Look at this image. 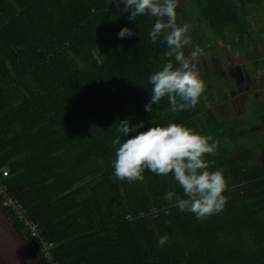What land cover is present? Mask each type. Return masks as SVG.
I'll list each match as a JSON object with an SVG mask.
<instances>
[{
	"label": "trees",
	"instance_id": "obj_1",
	"mask_svg": "<svg viewBox=\"0 0 264 264\" xmlns=\"http://www.w3.org/2000/svg\"><path fill=\"white\" fill-rule=\"evenodd\" d=\"M186 1L198 8V24L229 49L247 52L261 41L244 14H264V0ZM130 15L114 0H0V171L7 172L0 184L52 244L58 264H264L261 125L216 112L229 99L218 65L201 75L219 87L217 100L207 92L194 108L172 113L163 97L146 111L149 77L169 49L162 35L156 43L149 38L155 17ZM124 27L134 35L120 38ZM189 36L202 54L208 49L196 29ZM124 119L143 122L141 131L177 123L212 136L215 154L205 159L226 180L223 210L204 220L181 212L176 202L187 197L171 173L145 170L143 181L131 183L115 178L112 140L136 134L117 132ZM0 208L21 234L13 211L1 201ZM24 241L46 264L34 241Z\"/></svg>",
	"mask_w": 264,
	"mask_h": 264
},
{
	"label": "clouds",
	"instance_id": "obj_2",
	"mask_svg": "<svg viewBox=\"0 0 264 264\" xmlns=\"http://www.w3.org/2000/svg\"><path fill=\"white\" fill-rule=\"evenodd\" d=\"M123 10L130 11L129 19L136 21L141 15L151 14L155 23L149 33L152 43L163 36L168 51L164 53L167 61L161 70L149 77L152 86L150 102L145 110L150 112L153 105L167 97L172 113L194 108L204 91V82L194 61L202 54L199 45L194 46L186 55L185 47L191 44L190 26L177 24L178 0H114ZM133 31L124 27L118 33L120 38L132 37ZM173 58L175 65L173 63ZM143 122L133 126L128 119L118 122L117 132L131 138L121 142L120 136L113 138L117 145L116 158L113 162L115 178L128 182L143 181L148 170L155 175L167 176L171 173L183 189L186 199L177 200L181 212L194 213L196 218L204 220L208 216L223 210L228 197L226 180L221 170L210 171V162L206 155H214L217 144L212 136H203L191 128L177 123L167 126H152L146 131ZM211 142V143H210ZM173 192H168L165 199L171 201ZM169 237H160L158 246L163 247Z\"/></svg>",
	"mask_w": 264,
	"mask_h": 264
},
{
	"label": "rangeland",
	"instance_id": "obj_3",
	"mask_svg": "<svg viewBox=\"0 0 264 264\" xmlns=\"http://www.w3.org/2000/svg\"><path fill=\"white\" fill-rule=\"evenodd\" d=\"M186 2V0H178L177 24L182 26L187 23L190 26L189 31L196 29L198 33L204 35L208 42V49L194 61L197 69L202 75L206 72L207 67L214 68L215 65H218L216 73L229 96L227 101L218 104L215 108L216 112L221 118L243 121V123H249V118L255 119L254 126L260 124L259 132H264V118L261 117L259 120L256 118L264 114L259 111V105L264 104V32H261L264 14L262 9L247 8V12L244 14V18L250 26L249 31L256 32V38L261 41L255 45L251 43L247 52L233 51L223 44L217 35L209 32L204 24H198L196 20L198 8L190 2ZM223 33L231 35L230 31H223ZM193 47L191 42L185 47V54L187 55ZM259 76L263 80L261 83ZM203 82L204 91L201 94L203 99H207L206 94L209 92L217 100L219 97L216 93H219L217 91L219 87L217 88L212 80L208 83Z\"/></svg>",
	"mask_w": 264,
	"mask_h": 264
},
{
	"label": "water",
	"instance_id": "obj_4",
	"mask_svg": "<svg viewBox=\"0 0 264 264\" xmlns=\"http://www.w3.org/2000/svg\"><path fill=\"white\" fill-rule=\"evenodd\" d=\"M0 264H39L24 239L0 208Z\"/></svg>",
	"mask_w": 264,
	"mask_h": 264
},
{
	"label": "built area",
	"instance_id": "obj_5",
	"mask_svg": "<svg viewBox=\"0 0 264 264\" xmlns=\"http://www.w3.org/2000/svg\"><path fill=\"white\" fill-rule=\"evenodd\" d=\"M0 172L2 176H7L5 170H1ZM0 201L3 207L9 208L13 211L23 225V230L20 236L23 239L30 238L34 241L46 264H58L51 252L52 244L47 242L41 235L38 226L28 219L24 208L16 200L6 195V187L3 184H0Z\"/></svg>",
	"mask_w": 264,
	"mask_h": 264
},
{
	"label": "bare ground",
	"instance_id": "obj_6",
	"mask_svg": "<svg viewBox=\"0 0 264 264\" xmlns=\"http://www.w3.org/2000/svg\"><path fill=\"white\" fill-rule=\"evenodd\" d=\"M1 206H2V203H1ZM3 207V206H2Z\"/></svg>",
	"mask_w": 264,
	"mask_h": 264
},
{
	"label": "crops",
	"instance_id": "obj_7",
	"mask_svg": "<svg viewBox=\"0 0 264 264\" xmlns=\"http://www.w3.org/2000/svg\"><path fill=\"white\" fill-rule=\"evenodd\" d=\"M263 161H264V158H263Z\"/></svg>",
	"mask_w": 264,
	"mask_h": 264
}]
</instances>
